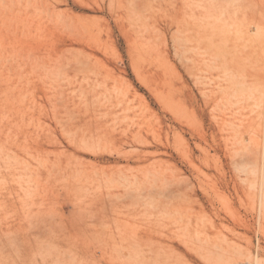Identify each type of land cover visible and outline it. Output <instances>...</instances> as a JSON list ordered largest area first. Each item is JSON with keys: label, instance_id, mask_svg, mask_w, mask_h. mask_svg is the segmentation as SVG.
<instances>
[{"label": "rangeland", "instance_id": "rangeland-1", "mask_svg": "<svg viewBox=\"0 0 264 264\" xmlns=\"http://www.w3.org/2000/svg\"><path fill=\"white\" fill-rule=\"evenodd\" d=\"M0 149V264H264V0H0Z\"/></svg>", "mask_w": 264, "mask_h": 264}, {"label": "bare ground", "instance_id": "bare-ground-1", "mask_svg": "<svg viewBox=\"0 0 264 264\" xmlns=\"http://www.w3.org/2000/svg\"><path fill=\"white\" fill-rule=\"evenodd\" d=\"M15 54V53H14ZM13 54V55H14ZM29 56H31V55H29ZM9 61V60H8ZM80 61H81V59H80ZM82 62V61H81ZM40 65H42V64H40ZM5 66V65H4ZM38 69V68H37ZM39 70V69H38ZM22 79H23V77H22ZM107 84V83H106ZM48 85V84H47ZM53 87V86H52ZM59 89H60V87H59ZM83 89V88H82ZM55 97H57V96H55ZM62 97H63V95H62ZM252 97V96H251ZM80 98H82V97H80ZM98 98V97H97ZM108 98V97H107ZM99 100V99H98ZM62 101V100H61ZM59 103V102H58ZM61 103V102H60ZM87 103V102H86ZM85 103V104H86ZM95 104V103H94ZM76 107V106H75ZM94 107V106H93ZM257 107H259V106H257ZM89 108V107H88ZM100 117V116H99ZM10 131V130H9ZM1 150V149H0ZM1 152H2V150H1ZM15 155V154H14ZM28 155H29V153H28ZM12 157V156H11ZM15 157V156H14ZM14 157H13V159H14ZM17 157V156H16ZM31 157V156H30ZM32 158H33V156H32ZM17 159V158H16ZM20 159V158H19ZM35 159V158H34ZM40 159V158H39ZM50 160V159H49ZM8 161H10L9 159H8ZM36 162H37V160H35ZM15 162H16V160H15ZM24 162V161H23ZM38 162H39V160H38ZM11 163V162H10ZM18 163H19V161H18ZM26 163V162H25ZM30 163V162H29ZM40 163V162H39ZM44 163V162H43ZM49 163V162H48ZM47 163V159H46V163H45V165L46 164H48ZM54 163V162H53ZM17 164V163H16ZM42 163H40V165H41ZM18 165V164H17ZM53 166H56V165H53ZM79 166V165H78ZM42 167V166H41ZM42 168H44V167H42ZM29 169V168H28ZM38 169V168H37ZM47 170H48V168H47ZM22 171V170H21ZM25 171H27V170H25ZM53 171H54V169H53ZM84 171V170H83ZM87 171V170H86ZM98 171V170H97ZM134 171V170H133ZM132 171V172H133ZM58 172H60V171H58ZM122 172V171H121ZM38 173V172H37ZM85 173V172H84ZM83 173V174H84ZM98 173V172H97ZM96 173V174H97ZM103 173H105V172H103ZM50 174H51V172H50ZM77 174H79V173H77ZM87 174V173H86ZM114 174V173H113ZM152 174V173H151ZM151 174H149V175H151ZM57 175V174H56ZM115 175V174H114ZM123 175V174H122ZM121 175V176H122ZM132 175H133V173H132ZM81 176V175H80ZM87 176V175H86ZM101 176V175H100ZM116 176V175H115ZM152 176V175H151ZM154 176V175H153ZM114 177V176H113ZM119 177V176H118ZM127 177H129L130 178V176H127ZM148 177V176H147ZM149 178V177H148ZM158 179H159V177H157ZM31 179V178H30ZM33 179V178H32ZM79 179V178H78ZM88 179V178H87ZM110 179H112V177L110 178ZM122 179V178H121ZM135 180H136V178H134ZM156 179V178H155ZM89 180V179H88ZM92 180H95V179H92ZM115 180V179H114ZM113 180V181H114ZM122 180H124V179H122ZM157 180V179H156ZM36 181V180H35ZM81 181V180H80ZM100 181V180H99ZM127 181H129L128 179H127ZM126 181V182H127ZM90 182V181H89ZM107 182V181H106ZM110 182V181H109ZM136 182H138V181H136ZM78 183V182H77ZM80 183V182H79ZM93 183H95V182H93ZM98 183V182H97ZM108 183V182H107ZM114 183V182H113ZM117 183V182H116ZM135 183V182H134ZM157 183V182H156ZM41 184V183H40ZM118 184V183H117ZM122 184V183H121ZM130 184H131V182H130ZM129 184V185H130ZM140 184V183H139ZM150 184V183H149ZM163 184V183H162ZM161 184V185H162ZM119 185V184H118ZM102 186V185H101ZM123 186V185H122ZM132 186V185H131ZM140 186H142V185H140ZM144 186V185H143ZM22 187V186H21ZM37 187H38V183H37ZM121 187V186H120ZM134 187V186H133ZM151 188H154V187H151ZM25 189V188H24ZM88 190V189H87ZM110 190V189H109ZM112 190V189H111ZM119 190V189H118ZM127 190V189H126ZM35 191V190H34ZM150 191V190H149ZM155 191V190H154ZM91 192V191H90ZM161 192V191H160ZM36 193V192H35ZM132 193H133V191H132ZM135 193V192H134ZM155 193V192H154ZM144 194V193H143ZM152 194V193H151ZM121 195V194H120ZM109 196V195H108ZM111 196V195H110ZM118 197H119V195H117ZM143 197V196H142ZM149 197V196H148ZM32 198V197H31ZM34 199H36V197L34 198ZM109 199V198H108ZM147 199V198H146ZM120 201V200H119ZM114 203V202H113ZM136 206V205H135ZM138 206V205H137ZM209 236V235H208ZM133 260V259H132Z\"/></svg>", "mask_w": 264, "mask_h": 264}]
</instances>
